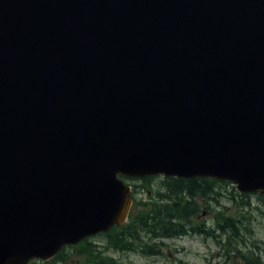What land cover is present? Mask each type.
I'll use <instances>...</instances> for the list:
<instances>
[{"label":"water","instance_id":"1","mask_svg":"<svg viewBox=\"0 0 264 264\" xmlns=\"http://www.w3.org/2000/svg\"><path fill=\"white\" fill-rule=\"evenodd\" d=\"M149 176L264 195V0H0V264L123 225Z\"/></svg>","mask_w":264,"mask_h":264},{"label":"trees","instance_id":"2","mask_svg":"<svg viewBox=\"0 0 264 264\" xmlns=\"http://www.w3.org/2000/svg\"><path fill=\"white\" fill-rule=\"evenodd\" d=\"M156 177L139 178L137 180H141L142 183L132 185L133 204L128 219L121 226H114L104 233H99L105 240L103 249L99 242L88 237L75 245L63 247L48 261L32 260L30 264H60L68 258L71 259L73 255L81 257L83 264H125L108 255L106 249L158 254L159 246L165 242L164 240L192 233L214 237L217 243H221L220 237L225 234L226 245L232 247L228 252L235 250L238 257L242 256L244 259L257 257L256 242H251V250L244 254L239 247L236 251L237 247L230 243V239L236 242L240 240V244L245 243L244 236L247 234L251 238L250 219L246 213L252 210V207L247 194L236 192L233 186V192L227 194V200L236 210V215L225 216L222 211H217L214 215L215 226L211 228L203 221H198L197 214L202 206L208 208L210 199L218 206L217 210H220L222 207L219 203L222 199L220 196L224 195H221L217 188L227 182L205 177L189 179L158 177L159 182L152 184L150 181L157 179ZM121 178L124 180L126 177ZM138 188L145 189L143 197H137ZM258 197L260 200L264 199L261 195ZM238 229L242 230L241 234ZM180 264L186 263L180 261Z\"/></svg>","mask_w":264,"mask_h":264},{"label":"rangeland","instance_id":"3","mask_svg":"<svg viewBox=\"0 0 264 264\" xmlns=\"http://www.w3.org/2000/svg\"><path fill=\"white\" fill-rule=\"evenodd\" d=\"M156 178L150 182L157 184L159 179L158 177ZM124 181L130 186L142 183L141 180H132L130 178H124ZM232 188L231 183L230 185L224 184L222 187L217 188V191L221 195H224V197L220 196L222 199L219 201L222 207L219 208L220 210H217L218 206L213 203L210 209L211 213L208 214L206 208L202 206L201 211L197 214V220L203 221L207 227L213 228L215 226L214 215L217 211H222L225 216H235L236 210L227 200V194L233 192ZM143 190L145 192V189L138 188V198L144 196ZM249 200L252 210H249L246 215L250 219L251 238L247 234L244 236L245 243L240 244V240L236 242L233 239H230V243L237 247L236 251L239 247L244 254L251 250V242L254 241L260 246V251L256 250V256L259 255L264 260V199L260 200L257 196L252 195L249 197ZM255 207H258L257 210ZM238 232L241 234L242 230L238 229ZM90 239L99 242L102 245V249L104 248L105 240L101 235L97 234L90 237ZM220 239L221 243H217L214 237H205L192 233L170 240H164L165 242L159 246L160 252L158 254L148 255L140 251H117L111 248L106 249V253L125 264H180V261L186 264H243L244 259L242 256L238 257V252H235V250L228 252V249L232 247L226 245L227 236L222 234ZM221 244L225 245V247ZM37 262L40 261L38 260ZM60 264H83V262L81 257L73 255L71 259L68 258Z\"/></svg>","mask_w":264,"mask_h":264},{"label":"flooded vegetation","instance_id":"4","mask_svg":"<svg viewBox=\"0 0 264 264\" xmlns=\"http://www.w3.org/2000/svg\"><path fill=\"white\" fill-rule=\"evenodd\" d=\"M213 179V178H211ZM219 181H222V182H227V183H224L226 185H230V182L228 181H225V180H219ZM232 184V183H231ZM232 186H235L232 184ZM235 191L238 192V193H244V194H247L249 197L252 196V195H255V196H259L261 195L262 197H264V195L260 194V193H246V192H241L237 189V187L235 186ZM259 198V197H258ZM213 205V201L210 199L209 202H208V208L206 209V212L209 214L211 213L210 211V207ZM257 210V209H256ZM261 211V210H260ZM264 212V211H263ZM203 215H204V212H203ZM258 250L260 251V246H258ZM243 258V257H242ZM244 259V258H243ZM243 264H264V260L261 258V256H257L255 259H244L243 260Z\"/></svg>","mask_w":264,"mask_h":264},{"label":"bare ground","instance_id":"5","mask_svg":"<svg viewBox=\"0 0 264 264\" xmlns=\"http://www.w3.org/2000/svg\"><path fill=\"white\" fill-rule=\"evenodd\" d=\"M188 235V234H187Z\"/></svg>","mask_w":264,"mask_h":264}]
</instances>
